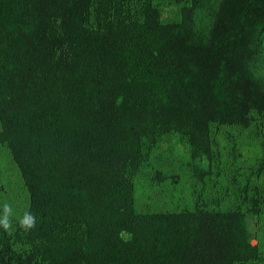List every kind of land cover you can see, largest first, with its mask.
<instances>
[{
	"label": "trees",
	"instance_id": "trees-1",
	"mask_svg": "<svg viewBox=\"0 0 264 264\" xmlns=\"http://www.w3.org/2000/svg\"><path fill=\"white\" fill-rule=\"evenodd\" d=\"M154 1L0 0V143L37 218L29 232L0 229V264H246L258 255L241 204L137 212L132 175L156 136L175 130L201 179L208 124L264 122V81L249 68L262 49L264 0H220L203 40L191 29L200 0H174L176 21L160 20Z\"/></svg>",
	"mask_w": 264,
	"mask_h": 264
},
{
	"label": "rangeland",
	"instance_id": "rangeland-1",
	"mask_svg": "<svg viewBox=\"0 0 264 264\" xmlns=\"http://www.w3.org/2000/svg\"><path fill=\"white\" fill-rule=\"evenodd\" d=\"M220 0H200L195 6L191 29L205 39L214 24ZM162 21L180 19L179 3L155 0ZM262 49L249 63L250 71L264 81V31ZM252 120L245 127L236 124H208L210 152L196 157L205 172L200 179L190 170V145L175 130L156 136V144L147 152L132 175L133 206L137 212L178 211L202 205L226 209L241 204L246 213V230L258 248L255 259L246 264H264V164L258 168L263 152L264 122ZM246 186L245 195L240 189ZM10 153L0 143V205L7 202L17 215L26 210L27 194ZM255 203L252 204V199ZM15 226V220L13 221Z\"/></svg>",
	"mask_w": 264,
	"mask_h": 264
},
{
	"label": "clouds",
	"instance_id": "clouds-1",
	"mask_svg": "<svg viewBox=\"0 0 264 264\" xmlns=\"http://www.w3.org/2000/svg\"><path fill=\"white\" fill-rule=\"evenodd\" d=\"M15 220V226L13 221ZM37 218L30 210H25L22 215L14 213L12 205L4 202L0 205V229L11 235L17 229L29 232L36 227Z\"/></svg>",
	"mask_w": 264,
	"mask_h": 264
}]
</instances>
